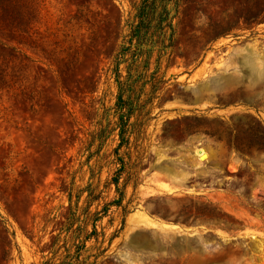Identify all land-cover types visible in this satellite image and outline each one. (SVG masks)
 <instances>
[{"label":"rangeland","instance_id":"obj_1","mask_svg":"<svg viewBox=\"0 0 264 264\" xmlns=\"http://www.w3.org/2000/svg\"><path fill=\"white\" fill-rule=\"evenodd\" d=\"M160 1L0 0V264H264V0Z\"/></svg>","mask_w":264,"mask_h":264},{"label":"trees","instance_id":"obj_2","mask_svg":"<svg viewBox=\"0 0 264 264\" xmlns=\"http://www.w3.org/2000/svg\"><path fill=\"white\" fill-rule=\"evenodd\" d=\"M167 1V0H166ZM164 2L160 0H142L140 6H138V23L132 26L133 32H138L141 29H148V25L151 24V20H154V17L157 12V3ZM165 8L162 10L164 11ZM161 15V14H160ZM161 24V23H159Z\"/></svg>","mask_w":264,"mask_h":264}]
</instances>
